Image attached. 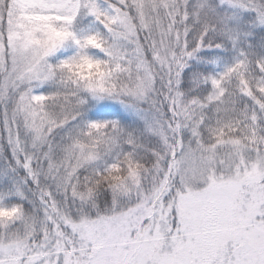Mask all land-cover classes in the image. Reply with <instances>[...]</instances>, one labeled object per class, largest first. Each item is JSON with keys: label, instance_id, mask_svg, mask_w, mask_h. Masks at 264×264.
I'll return each mask as SVG.
<instances>
[{"label": "snow or ice", "instance_id": "6c2138e0", "mask_svg": "<svg viewBox=\"0 0 264 264\" xmlns=\"http://www.w3.org/2000/svg\"><path fill=\"white\" fill-rule=\"evenodd\" d=\"M0 264H264V0H0Z\"/></svg>", "mask_w": 264, "mask_h": 264}]
</instances>
